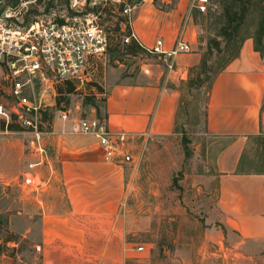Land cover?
<instances>
[{"label": "crops", "instance_id": "crops-1", "mask_svg": "<svg viewBox=\"0 0 264 264\" xmlns=\"http://www.w3.org/2000/svg\"><path fill=\"white\" fill-rule=\"evenodd\" d=\"M132 16L133 28L147 46L162 38L164 49L170 50L182 39L191 51L170 58L152 74H125L119 65L94 79L101 88L97 94H105L103 115L110 129L127 136L113 160L106 159L94 136L80 132L78 118L53 121L48 133L51 155L39 147L46 155L41 153L36 163L49 169L47 174L41 171V191L35 194L40 218L23 232L27 239L37 234L43 264H122L123 250L128 255L131 249L123 239L124 157L135 164L146 150L175 133L179 84L192 68H199L196 25L185 0L167 10L154 4L134 6ZM205 122L216 151L208 182L217 195L197 246L199 254L191 263L218 264L222 242L240 255L235 264H251L261 255L264 259V172L242 171L251 138L264 133V57L251 35L212 82Z\"/></svg>", "mask_w": 264, "mask_h": 264}, {"label": "rangeland", "instance_id": "rangeland-1", "mask_svg": "<svg viewBox=\"0 0 264 264\" xmlns=\"http://www.w3.org/2000/svg\"><path fill=\"white\" fill-rule=\"evenodd\" d=\"M27 1V10L31 12L29 19L53 13L57 17L60 14H79L74 9L77 7L72 8L76 0H53V3H50L51 0ZM179 1L87 0L81 6V14L94 13L109 34L111 45L107 68L122 65L125 74H152L166 61L141 49L136 53L128 51L122 43L123 34L128 32L123 10L128 5L139 7L142 4H154L167 10ZM226 1L208 0L207 9L202 12L196 6L198 0H185L196 25L199 51L202 57L208 58V66L212 69L207 73L209 78L203 75L202 83L190 86L191 78L197 76L195 70L199 69L192 68L188 78L179 84L182 94L175 133L146 150L135 164L124 157L126 196L121 204L123 239L130 243L132 250L128 255L126 249L123 250L125 257L122 264H193L191 261L199 254L197 246L217 195L208 182L209 174L214 171L216 151L211 146L214 137L208 132L205 120L212 72L230 51L220 35ZM239 3L247 7L244 23L235 35L236 40L241 41L255 33L261 5L258 0H239ZM70 11L75 13L70 14ZM25 18L24 13L21 20ZM214 39L221 41L220 50ZM262 54L264 57V48ZM0 58L3 61L0 63V105L7 108L10 114V120H7L0 112V239L5 252L4 261L5 264H43L37 234H30L31 239L23 236L29 222L35 223L40 218L35 194L41 191L37 188L41 171L44 174L49 172L46 164L38 166L36 163L42 154L51 155L48 133L53 130V121L62 118L61 111L71 110L67 120L73 122L91 115L92 110L104 116L105 97L97 94L100 90L93 84H85L68 93L65 86L60 89L57 83L33 78L24 87V96L38 107L37 115L26 116L45 134L38 136L35 128L14 112L18 104L12 92L11 73L7 58ZM147 68L148 73L145 71ZM93 82L99 85L97 81ZM9 123L17 124L19 129L8 128ZM41 146L46 153L39 149ZM242 171L264 172V133L251 138L243 153ZM59 191H64L63 185ZM220 244L218 264H235L240 255L227 250L222 242ZM138 245H143L144 250L138 251ZM98 251L93 249L94 253ZM251 264H264L262 255Z\"/></svg>", "mask_w": 264, "mask_h": 264}, {"label": "built area", "instance_id": "built-area-1", "mask_svg": "<svg viewBox=\"0 0 264 264\" xmlns=\"http://www.w3.org/2000/svg\"><path fill=\"white\" fill-rule=\"evenodd\" d=\"M87 0H76L72 4L77 13L74 16L55 13L44 14L29 24L21 20L29 1L21 0L17 5H8L0 9V56L7 58V65L13 81L12 92L17 98L14 107L16 116L35 128L36 134L42 133L37 124L27 119V114L37 115L38 107L24 96V87L33 78L63 84L66 80L74 81L78 87L89 84L106 71L109 62L110 37L99 24L94 13L81 14V6ZM208 0H198L197 8L204 12ZM127 33L122 36V43L127 45L135 41L147 54L156 55L167 63L170 58L180 53L191 51V46L184 40H178L170 50L164 49V41L158 38L153 46H147L133 28L132 6L123 10ZM0 58V63H1ZM3 63V61H2ZM174 68V64L169 65ZM147 73L149 69L145 70ZM102 96L105 97L103 93ZM0 112L10 120V114L3 105ZM71 110L61 111L63 119H68ZM77 127L83 134L94 136L104 150L107 160H113L127 140L124 133H114L108 120L97 113L78 118ZM9 245V243H8ZM137 250H144L138 246ZM5 252L0 239V264H4Z\"/></svg>", "mask_w": 264, "mask_h": 264}, {"label": "trees", "instance_id": "trees-1", "mask_svg": "<svg viewBox=\"0 0 264 264\" xmlns=\"http://www.w3.org/2000/svg\"><path fill=\"white\" fill-rule=\"evenodd\" d=\"M20 1L21 0H2L0 9L8 5H17L20 3ZM249 1L251 0H248V2ZM50 3H53V0H51ZM261 3H264V0H258V4L261 5L260 6L261 14H260L259 22L257 25V29L255 33L252 34L251 36L255 40V48L258 51L263 52V48H264V4H261ZM122 7L123 5L121 6V8ZM30 13L31 12L29 10L25 12L26 18L24 20V23L26 24H29L30 22L35 20V19L28 18V14ZM74 13L75 12L70 11V14H74ZM246 14H247V7L245 6V4H240L239 0H227L225 2L224 7H223V13H222V17H223L222 23L223 24L220 27V35L224 39L226 49L230 51H229V54L220 61L219 65L212 72L213 74L212 82L214 81L216 76L222 70H224L233 59H235L239 55L240 47L245 37L241 41H239V40H236L235 35L239 32L242 24L244 23ZM213 42L215 43L216 47L220 50L221 41L214 39ZM126 47L130 53H136L139 49H141L140 46L135 41H132L131 43L127 44ZM211 69L212 67L208 66V58L206 56H203L201 59V65L199 69L195 70L197 76L195 78H191L189 85L192 86L193 84H196V83H199V84L202 83L204 81V78L202 77L203 75H207L206 77L209 78L210 76L207 73H210ZM89 84L96 85L99 89H101L97 83L91 82ZM64 86L67 88L68 93H72L73 90L78 87V84L71 80H66L63 84H58V88L60 89H62ZM8 128L12 130L19 129L18 125L14 123H9Z\"/></svg>", "mask_w": 264, "mask_h": 264}]
</instances>
